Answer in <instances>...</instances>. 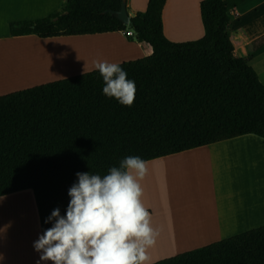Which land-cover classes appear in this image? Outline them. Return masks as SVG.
Listing matches in <instances>:
<instances>
[{
    "label": "trees",
    "instance_id": "trees-1",
    "mask_svg": "<svg viewBox=\"0 0 264 264\" xmlns=\"http://www.w3.org/2000/svg\"><path fill=\"white\" fill-rule=\"evenodd\" d=\"M127 0H65L48 17L12 23L13 37L40 39L132 31L152 54L120 63L135 81L131 107L103 95L98 70L0 96V196L31 190L40 234L77 172L104 176L128 156L145 161L243 135L264 139V86L235 56L231 14L246 0H203L202 38L163 34L166 0H148L130 27L114 15ZM128 11V9H127ZM264 46V35L250 50ZM153 264H264V226Z\"/></svg>",
    "mask_w": 264,
    "mask_h": 264
},
{
    "label": "crops",
    "instance_id": "crops-1",
    "mask_svg": "<svg viewBox=\"0 0 264 264\" xmlns=\"http://www.w3.org/2000/svg\"><path fill=\"white\" fill-rule=\"evenodd\" d=\"M64 1L0 0V96L96 70L93 65L96 60L120 64L152 54L151 46L130 41L121 32L47 39L35 35L11 36L12 23L46 18ZM202 1L166 0L162 23L163 34L169 41L182 43L203 37ZM147 4L148 0H127L129 16L145 12ZM234 14L229 33L235 56L246 58L250 55L249 65L264 86V46L250 50L251 43L264 35V0H246L235 8ZM216 148L226 150L228 160L223 163L235 160H229L234 153L227 151L230 148L233 151L237 148L242 154L240 161L244 165L257 159L252 163L257 167L254 181L256 185L260 183L264 191V139L254 134L147 161L148 174L140 181L144 193L142 200L151 215L152 227L159 235L156 244L148 249L146 264L264 226V206L244 214L240 203L229 200L223 193V171H207L202 162L187 163L189 158L204 157ZM187 172L195 174L190 179ZM0 197H3L0 221L10 229L6 231L5 224L0 226V264H37L40 254L33 244L41 234L32 191ZM15 202L18 204L12 205ZM28 218L31 219L29 223ZM12 226L22 231V236L15 234ZM15 237L22 242L18 244Z\"/></svg>",
    "mask_w": 264,
    "mask_h": 264
},
{
    "label": "clouds",
    "instance_id": "clouds-1",
    "mask_svg": "<svg viewBox=\"0 0 264 264\" xmlns=\"http://www.w3.org/2000/svg\"><path fill=\"white\" fill-rule=\"evenodd\" d=\"M93 65L103 78V95L131 107L136 84L121 65L101 60ZM147 174V161L139 156L125 157L104 176L77 172L66 215L54 209L45 220L52 227L33 244L37 264H146L159 235L142 200L140 181Z\"/></svg>",
    "mask_w": 264,
    "mask_h": 264
},
{
    "label": "rangeland",
    "instance_id": "rangeland-1",
    "mask_svg": "<svg viewBox=\"0 0 264 264\" xmlns=\"http://www.w3.org/2000/svg\"><path fill=\"white\" fill-rule=\"evenodd\" d=\"M130 41L137 42L135 38H130ZM230 150H232V152L234 153L236 152L235 154L231 153V158L229 159L231 161V159L235 158L233 163H227V161L226 163H223L225 160H228L226 150H224L223 148H216L214 149L213 152L201 158H194V157H192L193 159L189 158V161L187 163L191 165H196L199 162H202L203 165L206 166L207 171H210L211 169L213 171L217 170L218 172L223 171V193L228 195L227 198L228 199L230 198L229 200L238 201V203H240L239 206L244 214H246L249 211L251 212L252 210L254 212L258 211L262 209L264 206V191L262 189L261 184L259 183V185H256V181H254L255 171L257 167L256 164L253 166L252 163H255L254 160L257 159L255 158L252 159V163H250V165H244V163L240 161L242 158L241 157L242 154L239 153L237 148H235V151H233L234 150L233 148H230L227 151ZM250 152L253 153L254 151L250 150ZM252 153L250 154L251 156ZM260 164L261 163L258 161L259 172L261 168ZM194 174H195L194 172H187L188 178H190V176ZM227 203L229 204L230 202L227 201ZM17 204L18 202L17 203L15 202L12 205H17ZM0 219H1V215H0ZM4 224L5 222L3 223L0 221V226ZM3 227L7 229L6 224ZM12 228L13 230H15L16 226H12ZM9 230L10 229H7L6 231ZM15 231H16L15 234H19V235L21 234L22 236V231H17V229ZM15 240L17 241L18 244L22 242L20 240H17V238Z\"/></svg>",
    "mask_w": 264,
    "mask_h": 264
},
{
    "label": "water",
    "instance_id": "water-1",
    "mask_svg": "<svg viewBox=\"0 0 264 264\" xmlns=\"http://www.w3.org/2000/svg\"><path fill=\"white\" fill-rule=\"evenodd\" d=\"M123 25L130 27V16L127 12L126 3L123 2L118 11L111 12Z\"/></svg>",
    "mask_w": 264,
    "mask_h": 264
},
{
    "label": "built area",
    "instance_id": "built-area-1",
    "mask_svg": "<svg viewBox=\"0 0 264 264\" xmlns=\"http://www.w3.org/2000/svg\"><path fill=\"white\" fill-rule=\"evenodd\" d=\"M231 14L233 15V17L235 16V14H234V11H232V13H231ZM123 34H124V36H125V37H127V38H133V37H134V34H133V32H132V31H130V30H128V31H126V32H124Z\"/></svg>",
    "mask_w": 264,
    "mask_h": 264
},
{
    "label": "bare ground",
    "instance_id": "bare-ground-1",
    "mask_svg": "<svg viewBox=\"0 0 264 264\" xmlns=\"http://www.w3.org/2000/svg\"><path fill=\"white\" fill-rule=\"evenodd\" d=\"M81 53H84V51H81ZM30 220H31V219H30V218H28V223L30 222Z\"/></svg>",
    "mask_w": 264,
    "mask_h": 264
}]
</instances>
